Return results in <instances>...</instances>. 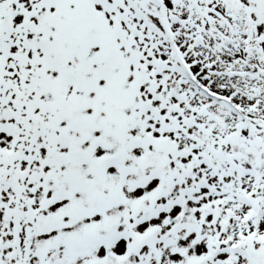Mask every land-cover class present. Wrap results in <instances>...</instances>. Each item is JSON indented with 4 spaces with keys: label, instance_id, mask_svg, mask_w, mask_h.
I'll return each instance as SVG.
<instances>
[{
    "label": "snow or ice",
    "instance_id": "6c2138e0",
    "mask_svg": "<svg viewBox=\"0 0 264 264\" xmlns=\"http://www.w3.org/2000/svg\"><path fill=\"white\" fill-rule=\"evenodd\" d=\"M0 264H264V0H0Z\"/></svg>",
    "mask_w": 264,
    "mask_h": 264
}]
</instances>
